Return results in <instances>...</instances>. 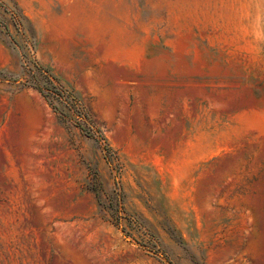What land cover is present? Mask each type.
<instances>
[{
  "label": "rangeland",
  "instance_id": "rangeland-1",
  "mask_svg": "<svg viewBox=\"0 0 264 264\" xmlns=\"http://www.w3.org/2000/svg\"><path fill=\"white\" fill-rule=\"evenodd\" d=\"M35 64L112 151L22 85ZM94 169L162 250L102 216ZM196 259L264 264V0H0V264Z\"/></svg>",
  "mask_w": 264,
  "mask_h": 264
},
{
  "label": "trees",
  "instance_id": "trees-1",
  "mask_svg": "<svg viewBox=\"0 0 264 264\" xmlns=\"http://www.w3.org/2000/svg\"><path fill=\"white\" fill-rule=\"evenodd\" d=\"M27 69L29 76L21 82L22 85H29L40 91L60 122L78 126L85 135L94 138L100 147L112 151L104 136L94 129L79 95L72 86L63 83L47 66L35 64L28 66ZM88 187L94 191L98 205L105 211L102 214L103 217L110 219L118 226L120 225L123 231L125 226L120 222L126 221L129 228L138 230L142 234V240L144 239L140 243L142 246L155 252L162 250L160 241L155 239L154 233L150 231L146 221L140 215L126 210L120 184L105 190L100 175L94 169ZM167 231L175 241L183 242L173 228L167 227ZM129 232L128 230L124 231V233ZM196 264H203V262L196 259Z\"/></svg>",
  "mask_w": 264,
  "mask_h": 264
}]
</instances>
